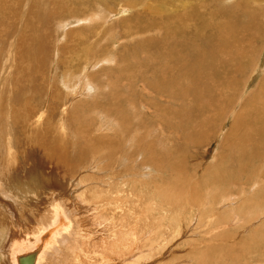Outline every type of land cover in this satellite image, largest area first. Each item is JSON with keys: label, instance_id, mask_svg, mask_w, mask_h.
<instances>
[{"label": "rangeland", "instance_id": "1", "mask_svg": "<svg viewBox=\"0 0 264 264\" xmlns=\"http://www.w3.org/2000/svg\"><path fill=\"white\" fill-rule=\"evenodd\" d=\"M185 1L188 2L184 3ZM217 1L219 4L215 3L216 0H164L161 5L155 4L153 8H162L161 12L164 14L162 18L164 19H167L168 15L172 17V11L174 8H178L179 5L183 3L184 6L181 7V11H190L200 14L202 17L207 15L209 9H223L227 15L229 14V8L234 7L233 4L236 1L239 3L243 0ZM262 1H260V3H251V6H254V8H259V14L254 17L253 14L251 16L247 15L248 13L246 14L245 9H238L232 13L233 15H236L235 18L240 16V18L248 21L249 27L245 29L246 36L249 39L247 47L248 53H252L253 55L248 62L252 63L257 60V63H259L252 78L251 74L253 72L247 73L245 77L240 74L236 75L235 78H224L220 76L218 81L211 84L214 88L222 89L220 84L224 82L233 87L234 89L231 90L232 97L230 99L237 101V105L234 107V110L228 116L226 121L222 117H217L215 115L214 117L212 116V118H210L211 128L207 131H199V135H196L192 141L195 143L193 145H188L184 144L182 136L167 126L164 119L159 116V113H165V115H168V110L171 106L176 107L177 103L180 104V102L176 103V100L170 102L162 100L156 104L150 102L151 95L146 84V78L152 75L150 71H153L152 67L155 63H158V61L147 60L146 58L139 60L136 55L131 54L130 50L133 51L130 49L132 42L128 41L122 30V21L126 22L127 19L134 18L135 15L141 13V15L144 14L146 10H141L146 8L145 6H142L144 5L143 1L142 4L141 0H134V7L129 9L128 6L131 5L127 0H0V136L5 139L8 137V133H10V139L16 157L15 162L9 167L13 170L7 172H12L14 178L20 177L24 179L25 177L32 178V174L34 175L36 172L32 174L31 172H34L36 169H41L46 175L59 176L65 180L72 178L70 176L74 175L75 172L76 174H79V176L86 177L88 176V173L91 174L94 171L95 173L93 174L95 175H90L89 180L86 179L81 181L82 184L92 181L91 187L88 190L83 189V198L88 202L93 203L91 199L94 194H92V192L94 189H97V180H95V177L97 179L104 178L107 180L109 178L108 176H113L115 172H118V169L123 166L124 161L126 162V165L134 166L136 163L140 165V161L142 160L140 157L141 155L138 156L137 152L134 151L130 152L129 145H126L127 141L134 140V147L137 148L136 140L142 139L146 146L151 145V150H154V141H156V143L157 141H162L163 146L158 148L159 155L157 154V156H160L162 160L170 161V163H164L162 168H169L171 165L176 164V171L171 172L168 170L165 173L161 171L162 169H157L156 172L152 166L150 167L149 162L145 159V168L140 170L144 173L140 176V179L143 181L145 180L142 185L143 187L140 188L145 200L142 203L144 205L146 203L153 204L156 198L157 200H160V197L154 193V190L162 191L164 188H169L168 184H171L173 181L178 182L179 177L175 178L176 174L178 176L179 174L187 176L185 178L193 184L198 178L203 176V174L208 173L206 172L207 170L215 169L213 166L218 164V159L221 163H226L231 155L233 157L232 163H235L237 152L238 156L243 159V146L241 147V150L235 147L228 156H224V158L221 159L220 155L222 149L224 146H227V144H225L221 148V144L225 141L226 135H230L233 114L236 111V113L240 112V103H243L246 97L251 95L254 91H257L258 93L264 92V90L260 89L264 80V0ZM123 2H127L126 8ZM151 2H153V0H151ZM148 3H150V0H148ZM204 3H206L205 8ZM151 4L153 5L154 3ZM98 6L100 9H97ZM120 6H122V8L118 10V7ZM95 9H97L95 11L97 16L92 20L93 22L91 21L93 24L88 23V25L87 22H84L85 24L78 26H81L83 30L80 29L75 31L76 28H72V25L65 27H69L70 29H60L59 23L62 20H67L72 17L75 18L77 16L86 19L89 17L92 10ZM217 18L214 21L219 22L222 19V17ZM208 21L212 24L209 25V28L206 30V33L209 35L214 31V25L217 26L218 23H212V19H208ZM190 22L194 21L190 20ZM196 23L197 22L189 24L188 28L191 32L196 31L193 27L194 25L196 26ZM95 24L96 26H94ZM84 28H88V31ZM93 29H95V31ZM89 37L94 38L96 41ZM95 37H98V39ZM97 40L99 41L98 43ZM87 46L91 47V51L89 50L88 52ZM123 46L128 47L126 49H128L127 52L129 55L124 57L127 58L126 62L123 58H120L122 57L123 49H125ZM106 50H108L107 52L109 53H106L105 56H101L102 52H105ZM150 50L151 51L147 54L149 57H154L155 49L151 47ZM85 57L87 60H85ZM99 59L107 61L104 62ZM87 61L88 65L93 62V66L86 68ZM133 63L135 65H133ZM126 64H128V66L124 71L118 69L119 66L124 67ZM139 68L141 71H136L137 69L139 70ZM144 69H146V71H143ZM170 69L171 68L169 67L168 70ZM168 72L170 74L173 70L171 69V72ZM139 74L142 76L144 75L143 78L145 80H140V82H144V84L139 82ZM88 78L91 79L94 87H92V85V89L82 90L80 88L81 83L84 82V80L89 81ZM235 80H237L236 84L234 83ZM242 90L244 91L238 96L240 94L239 92ZM220 99L224 100L222 97ZM239 99L242 101H238ZM129 100H131L133 104L130 103V105ZM232 106H223V108L227 110V114ZM30 108H38V113H42V117L44 119L46 118L43 129L33 131L26 125L27 122L23 120V115L25 113L27 115V111ZM118 120L125 124L127 120H129V123L132 121L136 122L137 128L130 133L135 136L130 137V134L128 136L125 135L121 138L124 141L120 140L119 144H116V140L118 139L117 136L119 137L121 134L118 127ZM73 122L79 124L82 129H87L86 133H88V135L93 133V138L94 135H99L103 139H108V141L116 148V150L111 153L112 157L108 156V158H114L109 160H115L120 157L119 162H117L119 165L114 169L113 174L109 173V171L103 170L102 166H105L103 160L99 162L95 161L94 163L92 162L93 165L89 161L81 163L80 160H78V157L79 155L88 154V149L80 152L77 157L75 156L76 154L74 151L71 150L73 147L71 145L69 148L71 153H68L70 156L66 154L65 164L61 160H56L55 157H51L50 153L59 150L57 145L52 144V141L54 140L53 142L55 144H59V140L56 138L57 136H53L54 138L52 137L53 139L50 138L49 140L50 143L46 137H42V134L47 131L48 134L51 132L50 135H53L55 134V131L53 130L57 128L58 133L60 134L63 131L64 133L67 132L66 139H77V137L70 134L71 131L75 130L72 129ZM259 124V121L251 122V130ZM61 126H64L63 130H60ZM31 133H33L32 136L30 135ZM114 134L116 135V138ZM5 153L6 151L4 149L3 152H1V157H8L5 156ZM138 160L140 161L138 162ZM68 162L70 164H68ZM178 163L181 167L180 171L177 169ZM83 164H85V168L82 166ZM95 168L97 169V172ZM135 169H137V167H135ZM244 169L243 171H245ZM1 173L3 172L0 171V176ZM126 173H120V178L125 176L127 178L126 180L130 182L132 177H128ZM258 173L259 172L255 171L250 177L241 181L244 177L242 176L239 178L241 180H237L236 183L230 187L221 184V186L213 187V189H209L206 192L201 191L192 212L188 211L185 206L179 210L181 213L176 212V209H179L178 207H174V211L171 210V208L164 206L163 209H160V212L157 211L151 214L150 217L153 215L157 218V220L154 221H157L161 227V244L156 251L148 245L144 246L143 252L147 255L144 264H264V248L262 246L264 243V213H261L262 207L264 208V187L261 186L262 188H260L259 181L254 182L256 179L255 175ZM171 174L174 177H170ZM77 176L78 175H76V177ZM189 176H193V178L197 179L191 180V177ZM263 178L264 176H261L258 179L262 180ZM1 179H3V181ZM57 180L59 179L57 178ZM0 183L7 189L10 187L8 178L1 177ZM157 183L160 184L158 189L154 187V184ZM242 183L246 186L245 189L247 190L254 184V187L250 189L252 193L247 192L244 194L238 185ZM171 186H173V184H171ZM65 187L68 188V185H64V188ZM226 187L227 190H233L231 196H227L229 193L226 192ZM51 188H54V190L57 189V187H49L47 191ZM67 188H65L66 191L71 188L76 189L77 186L74 185L72 187L71 185V188ZM47 191H45L44 195H46ZM261 195L263 196L261 197ZM250 197L257 201L259 200V204L255 202L254 204H257V206L250 208V210L246 208L248 213L245 211L244 214H242L238 211L241 207L238 203L243 204V200L246 198L244 200L246 201ZM39 198L33 200L29 199L32 202L35 200L41 201ZM7 199L8 196L0 197V204H4L3 201H6ZM71 199L72 198L70 197L69 200L71 201ZM93 199L96 200L97 195L93 197ZM61 200L67 203L64 198H61ZM147 200L149 202H147ZM209 201H211V203ZM95 203L90 206L93 207V211L96 213ZM208 203L212 204L213 210L208 211ZM7 204V212H9L8 208H10L9 205H12V203ZM67 204L77 216L78 211L76 213L73 205L69 202ZM17 205L20 210H22V206L25 205L23 206L22 213L29 211L31 208L34 209L37 206L34 207L35 204H30V202H22ZM78 205L80 210H84L83 207H86L83 203H78ZM26 206L28 207L27 210ZM12 209L16 215L18 212L17 207L13 206ZM250 211L254 213H251ZM86 212L93 213L88 209ZM5 213L6 212H3L0 208V227L2 226L1 218L7 214ZM204 213H210V218H212L211 223H206L205 220L210 218ZM24 218L25 217L20 218L17 221ZM95 218L99 217L95 216ZM174 218H176L181 225L178 224L175 231L168 226L170 221ZM100 219H104V226L107 229L106 234H109L111 229L110 224L107 221V216L100 215ZM12 222L15 223L14 221ZM147 222L148 220L144 221L145 226L143 231L148 237V235L152 234L153 225L148 226ZM26 224L27 223H22V226H26ZM92 227V225L89 227L88 233L90 234L92 231L91 233L94 238H98L100 231L95 229V231H93ZM79 228H81V226ZM200 238L204 239L203 242H200ZM146 243H149V241L147 240ZM248 244L249 249L244 250V246H247ZM192 246L194 247L192 248ZM203 246L205 250L202 248ZM210 246L213 247V249ZM222 247H225L226 249H221ZM197 248L202 253L198 251ZM241 248L242 250H240ZM218 249L219 251L217 252L216 250ZM204 252L206 254H204ZM203 254L204 256H202ZM211 258L212 260H210ZM20 264H25V262H20Z\"/></svg>", "mask_w": 264, "mask_h": 264}, {"label": "bare ground", "instance_id": "2", "mask_svg": "<svg viewBox=\"0 0 264 264\" xmlns=\"http://www.w3.org/2000/svg\"><path fill=\"white\" fill-rule=\"evenodd\" d=\"M133 1L134 0H127V2L131 5L128 6L129 9L134 7ZM142 1L144 3V5L142 6L146 7L145 9H141L142 11L146 10L144 14L141 15V13L135 15L134 18L127 19L126 22L122 21L121 23L123 26L122 30L126 38L129 42H132L130 49H132L133 51L130 50V53L136 55L139 60L146 58L147 60L158 61V63H155L153 65V71H150L148 69L152 75L146 78V84L148 86V90H150L151 95L150 102L152 104H156L158 102H161L162 100L167 102L176 100V103L180 102V104L177 103L176 107L171 106V108L168 110V115H165V113H159V116L164 119L167 126H169L173 131L177 132L180 136H182L184 144L193 145L195 142L192 141L196 135H199V131H207L211 128L210 118H212V116L214 117L215 115L217 117H222L226 121L228 116L234 110V107L237 105V101L230 99L232 97L231 90L234 89L233 87L225 84L224 82L220 84L222 86V89L214 88L211 84L218 81L220 76L224 78H235L236 75L240 74L244 75L243 77H245L247 73L253 72L251 74L252 78L255 69L259 64L257 63V60L252 63L248 62L249 59H251L253 56L252 53H248L247 47V42L249 39L246 36L245 29L249 27L248 21L240 18V16L235 18L236 15H233L232 13L238 9H245L246 14L248 13L247 15L251 16L253 14L254 17L259 14V8H254V6H251V3H260V1L262 0H243L239 3H237L236 1L233 4L234 7L229 8V14L227 15L223 9H209L207 15L203 17L200 14H196L190 11H181V7L184 6V3L188 2L185 1L183 4L179 5V7L177 6L178 8H174V10L172 11L173 16L171 17L168 15L167 19L162 18L164 16V14H162L163 12H161L162 8H153L155 4L161 5L164 0H153V2H151L150 0V3H148V0H141V3ZM127 2H123L125 8L127 6ZM151 3L154 4L152 5ZM215 3L219 4L217 0ZM205 7L206 3H204V8ZM121 8L122 6L118 7V10H120ZM97 9H100L99 6ZM97 9L92 10L91 14L86 19L77 16L75 18L72 17L68 18L67 20H62L59 23L60 29L64 30V28L68 25H72V28H76L75 31L82 29L81 26H78L81 24H85L84 22H87V24L92 23V20L97 16L95 13ZM217 17H222V19L219 22L214 21ZM208 19H212L211 22L214 24L218 23L217 26L214 25V31L209 35L206 33V30L209 28L208 26L212 24L209 23L210 21H208ZM190 20L197 22L196 26H193L196 29V31L194 30L195 32H191L188 28L189 24L194 23L190 22ZM94 26H96V24ZM84 29L88 31V28ZM95 29L93 30L95 31ZM95 38L98 39V37ZM91 39L95 40L94 38ZM98 42L99 41L97 40V43ZM78 47L80 48L79 45ZM151 47L155 49L154 57H149V55L147 54L151 51ZM87 48L88 52L89 50L91 51L90 46H87ZM123 48L125 49H123L122 57L120 58H123L126 62L127 58L124 57L129 55V53L127 52L128 49H126L128 47L123 46ZM107 51L108 50H106L105 52L103 51L101 56H105L106 53H109ZM85 60H87V58ZM88 61L86 64V68H89V66H93V62L88 65ZM101 61L106 62L107 60ZM133 65L135 64L133 63ZM127 66L128 64L124 65V67L119 66L118 69L120 71H124ZM169 67L173 70V72H171V69L168 70ZM136 71L141 70L139 68V70L137 69ZM143 71H146V69H144ZM168 71H170L171 73L169 74ZM143 76L139 74V82L140 80H145ZM88 80L89 81L84 80V82L81 83L80 88L82 90L92 89L91 86L93 84L91 82V79L88 78ZM234 83L236 84L237 80H235ZM141 84H144V82ZM92 87H94V85ZM260 89L264 90V80L261 84ZM243 91L244 90L239 92L240 94L238 96H240ZM221 97L224 100L220 99ZM238 101L242 100L239 99ZM130 103L133 104L131 100H129V104ZM228 105L233 106L227 114V110L224 109L223 106ZM239 108L241 109L240 112L236 113V111L233 114L232 125L230 127V135H226L225 141H223V143L221 144V148L225 144H227V146L223 147L220 158L223 159L224 156H228L235 147L241 150L242 146L244 158L241 159L238 156L237 152L235 163H232L233 157L231 155L226 163H221V161L218 159V164L213 166L215 167V169L207 170L206 172L208 173L205 174L202 173L203 176L198 178L199 181L197 178L196 180L195 178H193V176H189L191 177V180H196L195 182L193 181V184L191 183V181L185 178L187 176L183 174L181 175L179 173L178 176L176 174L175 178L179 177V181H173L171 183L173 184V186L167 183L170 189L164 188L162 191L154 190V193L160 197V200H157L156 198L153 204H142L145 200L140 188L143 187L142 185L145 180L143 181L140 179V176L144 174L140 170L145 168V159L149 162L150 167L152 166L155 171L157 169H162L161 171L165 173L168 170H170L171 172L176 171V164L171 165L169 168H162L164 163H170V161L162 160L160 156H157L159 152L158 148L163 146L162 141H157L156 143V141L153 140L154 150H151V145L146 146L143 143L142 139H135L137 141V148H135L134 140L130 139L131 141H127L126 145H129L130 152L134 151L137 152L138 156L141 155L140 157L142 160H138V162L140 161V165H138L137 163V165L135 164L134 166L126 165V162L124 161L123 166L118 169V172L114 173V169H116L119 165V163L117 162H119L120 157L115 160H109L114 159L108 158V156L110 157L111 153H113L116 148L112 145V143L108 141V139H103L99 135H94L93 138V133L91 135H88V133H86L87 129H82L79 124L74 122L72 129L75 130L71 131L70 134L77 137V139H66L67 132L64 133L63 131L60 134L58 133L57 128L53 130L55 131V134L53 135H50L51 132L48 134L47 131L46 133H43L42 137H46L48 141L53 136H57L56 138H58L59 140V144H55L53 142L54 140L52 141V144L57 145L59 150H57L56 152L52 150L53 152L50 153L51 157H55L56 160H61L64 163L66 161V154L68 155L69 152L71 153V150H73L76 154L74 155L78 157L80 152L88 149V154L79 155L78 160H80L81 163L89 161L92 164V162L94 163L95 161L99 162L103 160L105 162V166H102L103 170L109 171V173L112 174L114 173L113 176H108L109 178L107 180H105L104 178L97 179L95 177V180H97V189L93 190L92 194L94 195H92L91 200L93 203L96 202L95 210L97 214L95 213V211H93V207L90 206L93 203H90L83 198V189L88 190L91 187L92 181H88L83 184L81 183V181H84L86 179L89 180L90 175L94 176V171L91 174L88 173V176L86 177L79 176V174H76L75 172L74 175L70 176L72 178L63 180V178H60L59 176L46 175L43 170L36 169L34 170V172H31V174L36 172L34 175L32 174V176L30 175L32 178H14L12 172H7L13 170H11L9 167L15 162L16 159L14 155V147L10 139L11 135L10 133H8V137L5 139L0 136V171L3 172L1 173L0 178H8V181L10 182V187L8 189L3 187L0 183V197L8 196V199L6 201H3L4 204H0L1 210L7 213H5L6 215L1 218V264H20V262H25V264H144L145 257H147V255H145L143 252L144 246L148 245L150 248L156 251L161 244V227L157 221H154L157 220V218H155L153 215L150 217V215L154 212H160V209H163L164 206L169 207L174 211V207H178L179 209H176L177 213L185 206L187 207L186 209L188 211L192 212L201 191L206 192L209 189H213V187L215 188L219 185L221 186V184L230 187L235 184L237 180H241L239 179L240 177L244 176L241 180L243 181L247 177H250L251 174H254L255 171L259 173L255 175L256 179L254 180V182L259 181L260 183H258L260 184V188L264 187V178L262 180L258 179L259 177L264 176V92H252L251 95L246 97L243 103H240ZM20 115L22 116L21 113ZM45 119L42 117V113H38V108H30L27 111V115L26 113L23 115V120L27 122L26 125L29 126L30 130L33 131L43 129ZM257 121H259L260 124L251 130L250 123ZM118 124L121 134L119 137L117 136L118 139L116 140V144H119L120 140H123L121 139L123 136H128L137 128V123L133 121L129 123V120H127L126 124L121 121H119ZM63 128L64 126H61L60 130H63ZM30 135L32 136L33 133H31ZM129 136L133 137L135 135L130 134ZM71 145L73 147L70 150L69 148ZM4 149L6 151L5 156L8 157L3 158L1 157V152H3ZM68 164L70 163L68 162ZM82 166H84V168L86 167L85 164H83ZM135 167H137V169H135ZM180 168V164L178 163V171L181 170ZM243 169L245 171H243ZM120 173H126L128 177H132V180L130 179L131 181L129 180L130 182H128L125 176L120 178ZM76 175L78 176L76 177ZM171 176L173 175L171 174L170 177ZM57 178L59 180H57ZM1 180L3 181V179ZM64 185H68V188H71V185L72 187L75 185L77 186V188L68 189L67 187H65L68 189V191H66ZM159 185V183L154 184V187L158 189ZM238 185L240 186V189L244 194L247 192L252 193L250 189L254 187V184L251 185L248 190L245 189L246 186H244L243 183ZM49 187H57V189L54 190V188H51L49 191H47ZM227 187L226 192H228L229 194L227 195L226 193V195L231 196L233 190H227ZM45 191H47L46 195H44ZM96 195L97 199L94 200L93 197H95ZM262 196L263 195H261V197ZM60 197L64 198L67 203L69 202L73 205L76 213L78 211V217L71 210L70 206L67 203L63 202ZM70 197L72 198L71 201L69 200ZM29 198L31 200L39 198L41 201L35 200L34 202H32ZM252 199L254 198L250 197L246 201L243 200V204L237 202L241 206L238 211L244 214L246 208L250 210V208L259 204V200L257 201L255 199ZM22 202H30V204H35L34 207L36 205L37 206L34 209L31 208L29 211L22 213L23 206L25 205L22 206V210H20L17 205ZM147 202L149 201L147 200ZM209 202L211 203V201ZM255 202L257 204H254ZM7 203H12V205H9V212H7ZM78 203H83L86 206L83 207L84 210L79 209L80 204L78 205ZM13 206H16L18 209L16 215L15 212H13ZM27 209L28 207L26 208V210ZM87 209L94 214L87 213ZM211 210H213L212 204L208 203V211ZM261 210V213H264L263 207ZM252 211L250 212H257ZM246 212L248 213V210ZM204 214L208 215L210 218V213ZM100 215L107 216V221L109 222L111 229L110 232L108 231L109 234H106L107 229L104 226V219H100ZM22 216L25 218L17 221L18 219L23 218ZM95 216L99 218H95ZM147 220L148 226L153 225L152 234L148 235V237L146 236L147 234L145 235L143 231L145 226L144 221ZM211 220L212 218L206 219L205 221L207 224H209L211 223ZM12 221L17 222L13 223ZM22 223H27V227L25 225L22 226ZM178 224V220L174 218L170 221V224H168V226L173 228V230L175 231ZM91 225L93 226V231H100V235L98 236V238H94L93 234L91 233L92 231L90 232V234L88 233V229ZM80 226L81 228H79ZM146 239L149 241V243H146ZM203 240L204 239H201L200 242H203ZM262 246L264 248V243ZM193 247L194 246H192V248ZM202 248L204 249V246ZM211 248L213 249V247ZM224 248L222 247L221 249ZM244 248V250H248L249 244L247 246L245 245ZM240 250H242V248ZM198 251L200 250L198 249ZM216 251L218 252L219 249ZM204 254L206 253L204 252ZM204 254L202 256H204ZM210 260H212V258Z\"/></svg>", "mask_w": 264, "mask_h": 264}, {"label": "flooded vegetation", "instance_id": "3", "mask_svg": "<svg viewBox=\"0 0 264 264\" xmlns=\"http://www.w3.org/2000/svg\"><path fill=\"white\" fill-rule=\"evenodd\" d=\"M28 264V263H27Z\"/></svg>", "mask_w": 264, "mask_h": 264}]
</instances>
